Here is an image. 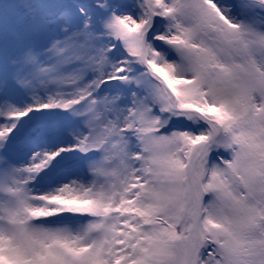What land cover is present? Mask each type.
Returning <instances> with one entry per match:
<instances>
[{
	"label": "snow or ice",
	"instance_id": "obj_1",
	"mask_svg": "<svg viewBox=\"0 0 264 264\" xmlns=\"http://www.w3.org/2000/svg\"><path fill=\"white\" fill-rule=\"evenodd\" d=\"M0 264H264V0H0Z\"/></svg>",
	"mask_w": 264,
	"mask_h": 264
}]
</instances>
